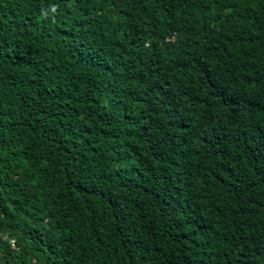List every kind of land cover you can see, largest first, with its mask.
<instances>
[{"label": "trees", "instance_id": "obj_1", "mask_svg": "<svg viewBox=\"0 0 264 264\" xmlns=\"http://www.w3.org/2000/svg\"><path fill=\"white\" fill-rule=\"evenodd\" d=\"M0 264H264V0H0Z\"/></svg>", "mask_w": 264, "mask_h": 264}, {"label": "clouds", "instance_id": "obj_2", "mask_svg": "<svg viewBox=\"0 0 264 264\" xmlns=\"http://www.w3.org/2000/svg\"><path fill=\"white\" fill-rule=\"evenodd\" d=\"M53 11H55V9H53ZM45 15H47V13H45ZM171 41H173L172 38H171ZM224 138H225L224 136H219V137L217 136V137H211L209 138V140L215 143L219 147L220 142H223Z\"/></svg>", "mask_w": 264, "mask_h": 264}]
</instances>
